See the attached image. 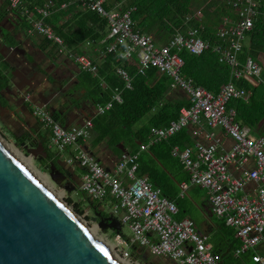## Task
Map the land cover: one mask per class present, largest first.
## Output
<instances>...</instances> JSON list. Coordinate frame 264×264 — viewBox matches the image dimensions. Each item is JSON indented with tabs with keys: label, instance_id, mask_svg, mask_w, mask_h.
Segmentation results:
<instances>
[{
	"label": "built area",
	"instance_id": "built-area-1",
	"mask_svg": "<svg viewBox=\"0 0 264 264\" xmlns=\"http://www.w3.org/2000/svg\"><path fill=\"white\" fill-rule=\"evenodd\" d=\"M7 1L30 24L29 33L42 35L59 55L73 59L84 71L98 72V62L91 55L68 47L63 37L47 23L57 12L54 0H44L43 4ZM213 1L227 4L234 13L232 17H223L216 27L213 51L221 63L231 67L233 77L218 93L196 85L183 73L185 61L180 52L199 56L210 47L209 41L200 36L203 7L188 15V27L184 31L177 29L169 41L161 45L152 35L135 30L132 17L135 7L123 9V2L107 9L109 0H70L63 2L60 9L66 10L78 3L84 9L97 12L108 24V35L102 41L106 44L108 40L106 49L101 52L103 57L112 53L123 61L134 60L140 74L149 67H156L171 78L172 90L182 89L188 94L190 106L181 108L179 117L168 126L152 127L150 143L167 140L192 124L195 125L194 136L205 134L204 141L197 140L184 149L177 146L172 149V154L190 174V181L182 183L181 187L184 191L190 186L205 188L212 212L235 230L240 241L236 255L252 253L253 264H264V137L237 122L236 110L228 107L232 99H244L248 95L234 79L248 78L255 84L264 83L260 60L251 57L244 62L239 60L254 25L260 18L264 19V10L262 0H208L205 4ZM115 74L124 81L125 88L132 89L133 76L125 67L117 65ZM116 102H123L119 88L114 90L110 101L97 106V112L110 111ZM34 114L50 130L51 147L57 151L78 145L90 136L91 122L66 128L42 106H36ZM217 128L232 140L230 146L218 135ZM148 147L149 144H142L138 151L124 152L114 173L80 148L67 163L84 169L80 189L86 195L96 201L115 200L112 215L130 230L128 239L117 235L124 261L132 263L130 249L138 245L147 248L152 256L167 257L175 264H221L208 236L197 231L195 222L190 218L177 220L175 201L164 196L161 188L155 187L147 176H138V160Z\"/></svg>",
	"mask_w": 264,
	"mask_h": 264
},
{
	"label": "trees",
	"instance_id": "trees-1",
	"mask_svg": "<svg viewBox=\"0 0 264 264\" xmlns=\"http://www.w3.org/2000/svg\"><path fill=\"white\" fill-rule=\"evenodd\" d=\"M26 4H43L44 0H22ZM57 12L54 13L47 23L50 24L56 33L63 37L66 45L73 49H78L82 44L90 42L92 45L106 49V44L102 42L108 35L107 20L95 11L84 9L80 4L75 3L68 9H60L63 2L70 0H54ZM208 0H113L107 4V9L116 3L123 2V9L135 7L132 17L135 21V30L152 35L159 45L165 44L175 34L177 29L185 30L188 27L186 21L189 14L195 13L203 7L204 18L201 21L202 28L200 36L209 41L210 47L201 55H192L187 51L180 52L185 61L183 73L186 77L192 78L196 85L206 90L218 93L222 86L233 79L232 69L229 65L221 63L218 55L213 51L216 43V32L223 17L234 16L227 4L213 2L206 5ZM264 10V0H262ZM190 25L192 23H189ZM189 25V26H190ZM251 57L262 62L264 60V19L260 18L254 25V29L249 34L248 43L239 54V60L244 62ZM263 64V62H262ZM117 65L125 67L133 76L132 89L125 88L124 81L115 75L114 70ZM99 75L104 77L109 85V91L102 89L99 79L95 80L98 93L102 96L100 101L106 103L111 99L113 90H122L123 102L115 103L113 108L104 115H97L93 120V133L95 140L100 143L107 140V143L114 147L118 154L123 152L118 145L123 143L131 146L130 152H135L140 148L139 143L148 142L150 129L152 127H166L180 115L183 107L190 106V102L183 99H175L171 92V78L160 72L156 67H149L144 74L138 73V66L134 60H120L117 54H106L99 69ZM264 80V64L262 71ZM236 85L244 88L248 95L244 99H232L228 103L229 108L236 110V121L251 128L258 136L264 137V84L253 83L248 78L234 79ZM8 84V77L0 70V91ZM156 109V110H155ZM155 110V111H153ZM151 114L146 125L135 129L136 125L146 116ZM55 119L58 121L56 115ZM188 127L183 128L167 140L150 146L138 160L140 167L138 176H147L155 187L161 188L164 196L175 201L179 207V199L176 195V186L167 178V169L171 172L170 166L176 170L184 169L178 157H173L171 151L174 146L185 148L192 143V136ZM15 141L19 147L28 145L34 140L29 132L14 133ZM44 146L47 156L39 154L36 158V165L42 172H50L51 167L56 165L57 169L65 175L68 173L60 161L59 153L49 145L50 133L45 132L36 138ZM24 149V148H23ZM25 150V149H24ZM26 151V150H25ZM74 155V152H70ZM184 182L190 181V174L185 170ZM166 174V175H165ZM84 202H87L95 212H101V216H108L105 210L100 209L103 204L93 200L86 195L78 186L75 189ZM113 200L112 202H114ZM80 210L79 205H77ZM180 210V207H179ZM177 220H182L177 217ZM225 223V221H224ZM226 225V223H225ZM228 228L233 229L228 226ZM235 234V231H234ZM113 235H121L128 239L129 234L121 230H113ZM240 245V241H239ZM143 247L133 245L131 256L134 258H144L146 255ZM215 253L219 252L215 249ZM252 253H247L243 258L231 256L225 260L221 259V264H240L242 261L252 263ZM220 258L221 255L219 254ZM121 257V256H120ZM153 264V263H149Z\"/></svg>",
	"mask_w": 264,
	"mask_h": 264
},
{
	"label": "crops",
	"instance_id": "crops-1",
	"mask_svg": "<svg viewBox=\"0 0 264 264\" xmlns=\"http://www.w3.org/2000/svg\"><path fill=\"white\" fill-rule=\"evenodd\" d=\"M8 26L9 33L0 36V70L8 77L7 85H9V88L6 89V85L0 91V104L8 108V111L4 112L3 116L0 117L6 116L8 121L18 129L19 133H31L33 138H35L32 141H35V143H39V141L36 140L37 137L43 135L45 132H49L50 147L51 132L43 126L40 119L34 114V108L36 106H42L51 112L53 116L56 115L58 121L66 128L83 126L91 122L92 127L90 136L87 139L80 141L78 145L67 147L66 150L62 152L56 150L60 155L59 162L67 167L68 174H72L71 178L73 182L76 183V179L80 180L78 184L79 188L84 169L78 164L67 163L68 158L71 156L70 152L75 153L78 148L95 157L98 163L108 171L114 173L121 155L124 152H130L131 146L126 145L125 148L123 143L119 144L118 148L123 153L118 154L114 147L107 143V140L100 143H97L95 140V135L92 131L93 120L97 115L105 114H99L97 112V106L105 103L100 101L102 96L97 92V84L94 81L99 79L100 86L103 90L109 91L110 89L104 77L99 75V70L96 74L84 71L73 59L59 55L55 47L42 35L29 33L30 24L26 19L25 22H23L15 16L11 17ZM86 43L82 44L78 49H74V51L91 55L98 62L100 69L104 61V57L101 53L102 48L92 44L87 45ZM2 53L5 54V57H3ZM31 73L37 76V78L41 76L43 78L42 81L39 82L35 80L29 82L30 85H25ZM170 94H172L175 99L189 101L188 94L182 89H171ZM150 116L151 114H149V118ZM143 125L137 126L135 129ZM187 127L190 129L189 131L192 136V143L189 146H193L197 140H205V134L199 137L194 136L193 130L195 125L192 124ZM216 132L219 136H222L224 143L230 146L232 140L225 135L223 130L217 128ZM148 139L146 143H139L140 146L142 144H149L148 149L141 152V155L147 152L150 146L157 144L150 143V137ZM177 147L184 149L180 146ZM172 156L176 157L173 154ZM169 168L171 172L164 169L167 171V175H165L174 186H176L175 196L179 199L180 207V210L178 207L175 218L192 219L195 222L197 231L208 236L213 250L216 249L219 252L221 259L225 260L231 256L243 258L247 253L236 255V251L239 248V239L234 234L235 230L228 228L224 220L218 218L212 212L207 190L200 186H190L184 191L181 184L184 183L183 177L185 176L186 169L176 170L173 166ZM125 181L128 182L126 179ZM113 200L112 198H106L104 201L99 202L103 205L111 204L113 207ZM100 209L104 210V207ZM192 210L197 211L199 220L193 218L191 215ZM110 214H112V212ZM151 237L153 236L151 235ZM142 249L146 255L150 254V256H152L147 248ZM152 257H154V255ZM171 262L175 264L172 260ZM240 264L249 263L242 261Z\"/></svg>",
	"mask_w": 264,
	"mask_h": 264
},
{
	"label": "water",
	"instance_id": "water-1",
	"mask_svg": "<svg viewBox=\"0 0 264 264\" xmlns=\"http://www.w3.org/2000/svg\"><path fill=\"white\" fill-rule=\"evenodd\" d=\"M7 111L0 104V116ZM22 146L32 158L47 156L41 142ZM49 174L69 192L76 189L72 174L65 175L56 165ZM68 207L0 141V264H122ZM96 217L102 228L123 230L112 214L101 218L98 211Z\"/></svg>",
	"mask_w": 264,
	"mask_h": 264
},
{
	"label": "rangeland",
	"instance_id": "rangeland-1",
	"mask_svg": "<svg viewBox=\"0 0 264 264\" xmlns=\"http://www.w3.org/2000/svg\"><path fill=\"white\" fill-rule=\"evenodd\" d=\"M113 1V0H111ZM263 64H264V60H262ZM149 120V115H146L137 125H143L146 124ZM0 133L4 136V138H6L10 143H12L13 145H15L19 150H21L25 155L29 156L28 153L22 148L19 147L17 145V142L15 141L14 138V133L18 135L19 131L18 129L13 126L8 120H4L3 118H0ZM253 134L258 135V133L253 132ZM33 163L32 165L35 166V168H37L38 170H40V168L38 167V165H36V158H32ZM41 171V170H40ZM42 172V171H41ZM44 174H46L48 177V181L51 184V186L53 187V189L57 192V193H62L63 194V198L62 200L65 201L69 207L75 211V213L77 215H79V217L81 219H83V221L90 227L93 226H97V238H99L102 242L108 244L114 251V253L116 254V256L123 261L126 264H130L129 262H126L123 260L121 256V245L119 244V238L117 235H113V229L111 228H102L98 221L96 219H94L96 217L95 212L93 211L92 207L87 203L84 202V200H82V198L80 197V195L78 194V192H76L75 190H71V192L68 191V189H65L64 187H62L60 184L56 183L55 181L52 180V178L50 177L49 172H42ZM77 182H73V185H76L79 187V183L80 180L76 179ZM62 185H66L67 182L66 181H62L61 182ZM69 187H72V184L69 185ZM77 205H79L80 210H78ZM104 210L107 213H111L112 212V205L111 204H106L103 205ZM191 215L193 216V218L199 220L198 218V213L197 211L192 210ZM123 231L130 234V230L129 228L125 225H123ZM147 257V255H145ZM144 256V257H145ZM148 257H150L149 260H153L152 256H150V254H148ZM147 257V258H148ZM132 263L131 264H146L144 258H134L132 257ZM154 262H151L153 264H172L171 259L164 257L163 260L161 261H157V260H153ZM249 264H252L251 262Z\"/></svg>",
	"mask_w": 264,
	"mask_h": 264
},
{
	"label": "bare ground",
	"instance_id": "bare-ground-1",
	"mask_svg": "<svg viewBox=\"0 0 264 264\" xmlns=\"http://www.w3.org/2000/svg\"><path fill=\"white\" fill-rule=\"evenodd\" d=\"M0 141L8 148L9 151H11V153L21 162V164L23 166H25L44 186H46L60 201L64 202L62 200L63 198V194L62 193H57L53 187L51 186V184L48 181V176L44 173H42L40 170H38L37 168H35L34 165H32L33 160L32 157L25 155L21 150H19L15 145H13L12 143H10L6 138H4V136L0 133ZM74 214L75 212L68 207ZM76 215V214H75ZM76 217L81 221V223L87 228V230L91 233V235L98 240L99 242H101L103 245H105L110 252L113 254V256L122 264H126L123 261H121L116 254L114 253L113 249L106 243L102 242L99 238H97V226H93L90 227L88 226L83 219H81L79 217V215Z\"/></svg>",
	"mask_w": 264,
	"mask_h": 264
},
{
	"label": "flooded vegetation",
	"instance_id": "flooded-vegetation-1",
	"mask_svg": "<svg viewBox=\"0 0 264 264\" xmlns=\"http://www.w3.org/2000/svg\"><path fill=\"white\" fill-rule=\"evenodd\" d=\"M14 16L19 18L21 21L25 22V18L19 13L18 10L13 9L9 5L7 0H0V36H4L7 33H9V31H8L9 30V26H8L9 21H10V18L14 17ZM28 77L29 78L27 79V82L25 85H30L29 82L35 81V80L41 82L43 79L41 76H40V78H37V76H34L33 73H31ZM0 103H1V101H0ZM0 118H3L5 121L8 120L6 118V116L0 117ZM103 217H107V216H101V218H103ZM96 218L99 219V217H96ZM147 257H148V255H147ZM147 257L146 256L144 257L146 264L154 262L153 260H157L158 262L163 260L162 257H158V256L152 257L153 260H149L150 257H148V258Z\"/></svg>",
	"mask_w": 264,
	"mask_h": 264
}]
</instances>
